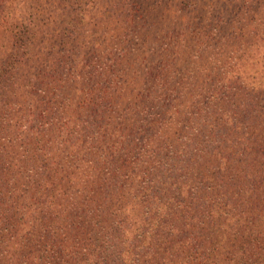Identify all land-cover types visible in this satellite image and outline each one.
Returning <instances> with one entry per match:
<instances>
[{"label": "trees", "instance_id": "16d2710c", "mask_svg": "<svg viewBox=\"0 0 264 264\" xmlns=\"http://www.w3.org/2000/svg\"><path fill=\"white\" fill-rule=\"evenodd\" d=\"M42 67L0 65V264H264V85L222 82L170 144Z\"/></svg>", "mask_w": 264, "mask_h": 264}, {"label": "rangeland", "instance_id": "374dc122", "mask_svg": "<svg viewBox=\"0 0 264 264\" xmlns=\"http://www.w3.org/2000/svg\"><path fill=\"white\" fill-rule=\"evenodd\" d=\"M18 61L43 64L31 78L54 82L68 100L101 75L114 126L135 123L146 106L140 118L173 144L222 82L264 85V0H11L0 65Z\"/></svg>", "mask_w": 264, "mask_h": 264}]
</instances>
